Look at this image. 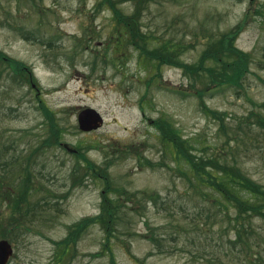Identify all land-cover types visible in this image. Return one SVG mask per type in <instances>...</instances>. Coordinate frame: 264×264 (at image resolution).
I'll return each instance as SVG.
<instances>
[{"label": "rangeland", "instance_id": "374dc122", "mask_svg": "<svg viewBox=\"0 0 264 264\" xmlns=\"http://www.w3.org/2000/svg\"><path fill=\"white\" fill-rule=\"evenodd\" d=\"M102 1L0 0V51L24 63L36 81L35 87L18 81L0 60V180L12 184L9 174L19 168L12 164L14 156L30 155L47 138L41 103L64 129L62 145L34 152L30 167L39 189L30 200L34 214L24 225L25 236L9 240L10 264H111V253L117 264H264V223L250 224L243 238L256 255L244 256L224 209L204 201L191 183V168L164 148L153 125L158 118L171 121L193 143V153L224 158L264 183V132L251 115L264 114V18L255 13L264 0H156L145 11L141 25L155 37L152 47L174 43L180 58L192 65L210 37L253 13L236 42L253 55L250 72L240 86L213 87L203 100L190 86L201 89L210 80L182 68L165 66L150 82L157 64L132 48L119 50L111 9L108 4L97 9ZM117 1L126 14L133 12V4ZM202 101L223 121L206 113ZM86 108L101 113L102 127L79 128L78 116ZM129 148L154 166L140 165L132 154L118 158L109 169L113 187L159 194L158 202H136L123 210L110 249L96 224L58 258V243L69 228L98 215L102 205L104 183L85 175L78 151L104 166L107 156Z\"/></svg>", "mask_w": 264, "mask_h": 264}, {"label": "trees", "instance_id": "16d2710c", "mask_svg": "<svg viewBox=\"0 0 264 264\" xmlns=\"http://www.w3.org/2000/svg\"><path fill=\"white\" fill-rule=\"evenodd\" d=\"M125 1L134 6V10L130 14H126L118 6L121 2L117 0H103L97 5V9L106 4L111 9L116 20V31L119 32L118 38L121 40L118 45L120 46L119 50L132 48L139 51L140 56L147 61L157 64L158 73L149 79L150 82L161 75V69L165 66L182 68L190 76L205 81L210 80L201 89L193 85L190 86L193 95L203 100L207 92L213 90V87H220L227 83L232 86H240L241 80L250 72L253 55L240 49L236 44L246 22L250 19L249 16L253 15V13L249 14L250 11L246 13L245 19L234 28L225 33H220L216 37H210L208 46L202 52L198 63L192 65L185 63L180 58V53H177L174 49V43L167 44L164 47H152L155 37L143 30L141 22L145 11L150 8L151 2L156 0H123L122 2ZM255 13L264 18V5ZM0 60L6 62L17 74L18 81L21 79L24 83L31 78V81L36 83L33 75L30 74V69L24 63L9 59L2 51H0ZM188 92L189 90L185 94ZM202 104L206 113L223 121V117L218 111L209 108L204 101H202ZM262 107L264 108V104ZM40 109L49 125V134L37 149L42 150L45 147L51 148L62 145L61 137L64 129L61 127L56 114L45 103H41ZM251 115L264 132V114L260 111L253 112ZM153 125L160 134L164 148H172L175 151V160L178 163L184 162L191 168L193 176L191 183L196 190H200L204 201L212 206L218 205L221 210L224 209L229 224L235 230L237 244H240V246L244 244V251L241 248V253L244 255V252H250L254 257L256 254L251 251L252 246L243 236L250 231L252 227L250 224L254 220L264 223V183L261 184L255 181L240 165L231 164L224 158L211 155L198 156L193 153L195 149L193 143L185 138L171 121L158 118L153 122ZM36 150L25 157L22 155L14 156L12 164L14 168L16 166H19V168L17 172L13 171L9 174L12 179L8 181L12 184L6 185L3 179L0 180V239L12 240L11 236L14 234L15 236L18 234L16 237L19 235L24 237V225L30 219V214H34L35 207L30 205V200L39 189L33 184V174H31L32 169L30 166ZM128 154L136 156L140 165L154 166L149 159L140 152L132 151L131 148L126 151L119 149L113 157L107 156L104 166H97L85 153L78 151L81 161L84 162L85 175L93 178V180L100 179L104 183V188L101 190L102 205L98 215L87 216L69 228L67 237L58 243L62 247L58 258L62 259L68 249L71 246L75 247L89 229L96 224H99L105 232V248L110 249L109 243L115 236L121 219L120 214L123 210L136 202H158L159 194L133 193L125 188L116 189L113 187L109 169L118 158L122 156L125 158ZM77 185V180H74L73 186ZM2 204L6 205L5 210H2ZM231 209H234L235 217L230 215ZM257 256L261 255L257 253ZM259 259L262 260V257H259ZM110 263L117 264L113 253H111Z\"/></svg>", "mask_w": 264, "mask_h": 264}, {"label": "water", "instance_id": "95a60500", "mask_svg": "<svg viewBox=\"0 0 264 264\" xmlns=\"http://www.w3.org/2000/svg\"><path fill=\"white\" fill-rule=\"evenodd\" d=\"M102 115L96 109L86 108L78 116L79 126L83 131H92L100 128L104 122ZM13 245L9 240H0V264H9L13 254Z\"/></svg>", "mask_w": 264, "mask_h": 264}]
</instances>
